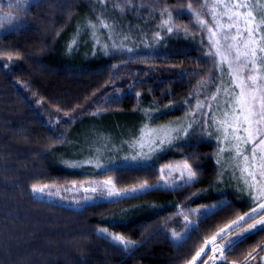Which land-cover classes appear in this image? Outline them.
I'll return each instance as SVG.
<instances>
[{"label": "trees", "instance_id": "obj_1", "mask_svg": "<svg viewBox=\"0 0 264 264\" xmlns=\"http://www.w3.org/2000/svg\"><path fill=\"white\" fill-rule=\"evenodd\" d=\"M210 3L27 0L22 11L16 0H0V17L10 11L14 18L0 28V264H190L205 241L257 206L213 193L225 170L217 143L200 133L147 165L103 173L118 190L147 183V191L82 208L32 191L82 180L59 154L79 124L102 116L135 125L140 114L174 121L194 89L215 87L219 65L191 14ZM182 160L196 179L162 185L161 167ZM224 196L226 203L204 212ZM102 228L134 245L124 249ZM262 244L264 230L257 228L216 264H241Z\"/></svg>", "mask_w": 264, "mask_h": 264}, {"label": "rangeland", "instance_id": "obj_2", "mask_svg": "<svg viewBox=\"0 0 264 264\" xmlns=\"http://www.w3.org/2000/svg\"><path fill=\"white\" fill-rule=\"evenodd\" d=\"M247 2L250 5L247 10L253 11L254 15L259 19V15L264 14L263 8H260L264 0H247ZM25 6L26 4L21 8L22 11ZM213 6L214 4L211 5L210 3V5L205 8L204 13L201 10L192 9L193 11H191V14L195 16V12H199V19L215 30L211 16V9ZM22 11L20 12L22 13ZM242 11L244 10L242 9ZM195 20V23L204 30L207 37H209L206 28H202L196 18ZM221 22L226 23L227 17H223ZM232 31L234 32L235 30L233 29ZM210 46L215 52L216 48L211 43ZM220 59V56L217 55L216 61L219 65L220 73L217 74V83L215 87H211V85L206 87L208 82L205 80L207 83H203L200 89H194L193 95L182 104V106L186 108L185 113L174 121L156 123L149 121L150 118L144 114H140L139 117L136 118L135 125L130 124L126 120L121 121L119 119H108L105 117L104 119L102 116L94 117L93 120H87L79 124L72 130L69 139L65 142L64 148L60 149L59 154L61 155L60 158L64 156L63 162L67 164L69 169L82 172V180L65 185H38L37 187L44 188V192L33 193L34 196L38 199L75 208H82L88 204L116 199L107 198L106 188L103 190L101 196L100 186L104 185L105 181H111L112 183L107 187H113L114 190L120 192L126 189L118 190L113 180L103 175L104 172L118 165H147L152 159L155 160L161 154L167 153L173 150L177 145L184 143L192 133H200L206 134L208 138L217 143L218 161L222 163L220 166L225 170L223 176L219 180L218 188H215L213 193L217 195H228V197L230 195H235L237 199L253 204L260 202L254 200L253 197L259 194L260 186L264 185V175L261 174L264 172V168H262V165H264V150H262V147L264 146L255 148V157H253L252 149L255 147V144H258L261 134L257 135L255 143L237 142L233 138L232 129L228 128L227 139L225 138L226 133L224 128H226L227 125L225 124L222 126L220 121L225 120L224 112L226 110L231 112L229 103H233L234 105L233 94L234 92L238 93L239 89H233V81L229 75L228 64L227 62L221 64ZM213 96H215L216 99H212ZM201 103L204 107L198 109L197 105ZM189 124L192 125L191 128L188 127ZM254 127L264 128V124L258 126L254 125ZM237 134L241 137L246 136V133L242 130ZM161 140L164 142L161 143ZM169 140H171V143L168 142ZM237 144H239L240 155H237ZM221 149H224V151H221ZM63 150L65 151L64 155ZM145 155L148 159H141L139 161L125 159L126 157L131 158L133 156ZM244 156L248 157L247 161L244 160ZM98 163L100 167H97ZM185 164L190 165L192 170H194L192 165L185 160L173 161L161 167L160 171L163 170L160 179L162 185L173 188L194 181L196 176L195 179L191 181L188 180L187 172L183 168ZM71 165H75V167ZM182 172L184 173L183 176L181 175ZM91 187H97L98 191L96 193L84 191L85 188ZM139 187L140 186L133 188ZM151 188L152 187L149 186L147 190ZM137 193H132L130 195ZM88 196H92L94 199L85 200V197ZM228 197L224 196L212 203V205L206 206L207 208L204 212H209L226 203L229 200ZM257 219H259L258 214L249 219L246 223L241 222V225L244 224L243 228H237L240 225L233 226L232 229L228 230L227 233L223 235V238L217 237L214 245H205L202 247L205 248L207 255H202L196 264H201L202 260L206 261V264H216L224 261L220 259L219 253H213L211 248L213 246L224 248L229 245V241H233L234 244L238 240L236 237L239 235L240 239L246 235L247 233L243 235L240 234L244 233V230L248 228L249 224L255 223ZM231 224L232 222L222 229H228V226ZM233 230L234 232L231 235L230 233ZM220 232L221 230L217 233ZM217 233L214 236H216ZM229 247L230 246H228L227 249ZM212 256H215L216 259H210ZM241 264H264V252L254 256V258L248 257Z\"/></svg>", "mask_w": 264, "mask_h": 264}, {"label": "snow or ice", "instance_id": "obj_3", "mask_svg": "<svg viewBox=\"0 0 264 264\" xmlns=\"http://www.w3.org/2000/svg\"><path fill=\"white\" fill-rule=\"evenodd\" d=\"M16 3L17 5H25L27 4V0H16ZM129 3H131V0H129ZM206 6L201 5L202 8ZM249 7L250 5L247 0H227V2L226 0H215V4L211 9L215 30L199 19V12H195V16L201 27L206 28L209 33V42L216 48V51L214 53L210 52L209 55L220 56L221 64L227 62L229 75L233 81V89H239L238 93L234 92L233 94L234 105L233 103H229L231 112L226 110L224 112L225 120L220 121L222 126L227 125L224 128L226 133L225 138L227 139L228 128L232 129L233 138L237 142L255 143L257 135L261 134L258 144H255V147L252 149L253 157H255V148L264 146V128L254 127V125L264 124V14L258 19L253 11L247 10ZM189 9L191 10V5H189ZM217 9H222V11H217ZM167 12L168 10L164 9L161 15L163 16ZM223 17H227L226 23L221 22ZM12 19L14 18L11 12H6L3 17H0V28L4 27L5 23H10ZM165 24L167 25V21H165ZM233 29L235 30L234 32L232 31ZM172 31V27H167V32ZM128 51H131V49H128ZM212 99H216V97L213 96ZM197 107L198 109H202L204 105L201 103ZM188 127L191 128L192 125L189 124ZM241 130L246 133V136L241 137L237 134ZM160 142L163 143L164 141L161 140ZM168 142L171 143V140ZM237 149V155H240L239 144H237ZM262 150H264V147H262ZM221 151H224V149H221ZM125 159L139 161L141 159H148V157L146 155L133 156L131 158L126 157ZM244 160L247 161L248 157L244 156ZM71 166L75 167V165ZM97 167H100L99 163ZM183 168L187 172L189 181L195 179L196 172L192 170L190 165L185 164ZM262 168H264V165H262ZM183 174L182 172L181 175L183 176ZM261 174L264 175V172ZM111 183V181H105L104 185L100 186L101 196L105 188L107 189V198H121L127 197L132 193L145 191L149 187L147 183H144L139 188L126 189L120 192L114 190L113 187H107ZM32 191L33 193H42L44 192V188L34 185ZM84 191L96 193L98 189L97 187H91L85 188ZM91 199H94V197H85V200ZM253 199L264 201V185L260 186L259 194L253 197ZM257 214L259 215V219L255 223L249 224L248 228L244 230V233L240 235L254 231L257 228L264 230V202H259L256 207L251 209L250 213H245L238 220L233 221L228 226V229H221V232L213 236L211 240L205 241V245H214L217 237L223 238V235L232 229L233 226L241 225V222L246 223ZM99 231L103 237H110L112 241L124 249H128L134 245L133 241L127 240L122 235H113L104 228ZM173 236L177 239L179 238L175 233H173ZM236 239H239V235ZM232 244L233 241H229L228 246ZM228 246L224 248L213 246L211 251L213 253H219L221 260H226L225 252ZM259 247L261 250H264V245ZM202 255H207L205 248H201L196 253L191 264H196ZM249 258H254L252 253H249ZM210 259L215 260L216 257L212 256ZM201 264H206V261H201Z\"/></svg>", "mask_w": 264, "mask_h": 264}, {"label": "water", "instance_id": "obj_4", "mask_svg": "<svg viewBox=\"0 0 264 264\" xmlns=\"http://www.w3.org/2000/svg\"><path fill=\"white\" fill-rule=\"evenodd\" d=\"M261 251V248L258 250V251H256L254 254H253V256H255L257 253H259Z\"/></svg>", "mask_w": 264, "mask_h": 264}]
</instances>
